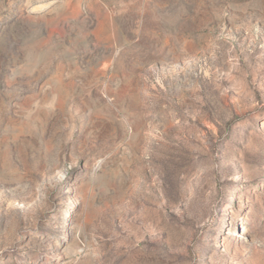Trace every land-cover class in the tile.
<instances>
[{"label": "rangeland", "instance_id": "obj_1", "mask_svg": "<svg viewBox=\"0 0 264 264\" xmlns=\"http://www.w3.org/2000/svg\"><path fill=\"white\" fill-rule=\"evenodd\" d=\"M0 264H264V0H0Z\"/></svg>", "mask_w": 264, "mask_h": 264}]
</instances>
